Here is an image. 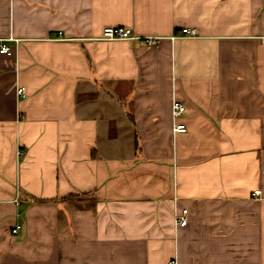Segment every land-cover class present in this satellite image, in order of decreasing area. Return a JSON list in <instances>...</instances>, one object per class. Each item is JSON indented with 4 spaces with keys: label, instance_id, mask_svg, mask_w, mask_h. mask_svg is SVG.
Here are the masks:
<instances>
[{
    "label": "crops",
    "instance_id": "obj_1",
    "mask_svg": "<svg viewBox=\"0 0 264 264\" xmlns=\"http://www.w3.org/2000/svg\"><path fill=\"white\" fill-rule=\"evenodd\" d=\"M263 38L264 0H0V264H264Z\"/></svg>",
    "mask_w": 264,
    "mask_h": 264
},
{
    "label": "built area",
    "instance_id": "obj_2",
    "mask_svg": "<svg viewBox=\"0 0 264 264\" xmlns=\"http://www.w3.org/2000/svg\"><path fill=\"white\" fill-rule=\"evenodd\" d=\"M198 37V32L195 29H189L185 28L182 29L181 33L179 35H176L174 37H171L172 40L176 39H194ZM102 40L106 41H133V40H144L146 45L148 46H156L159 44V42L162 40L160 37H141L136 35L134 30L129 27H107L104 29L102 35ZM264 42V38H263ZM0 53L2 54H11V50L6 45L0 46ZM18 95L19 97H23L26 95V89L23 87H20L18 89ZM187 113V107L178 101L177 99H174L173 101V131L174 134L178 133H185L187 132V127L185 124L180 123V120L182 117ZM262 192L260 190L254 192V197H260ZM188 210L185 209L181 213H176V224L178 226H186L188 223ZM21 230V226L16 227L13 232L16 234L18 231ZM168 264H177L176 259H172L168 262Z\"/></svg>",
    "mask_w": 264,
    "mask_h": 264
}]
</instances>
